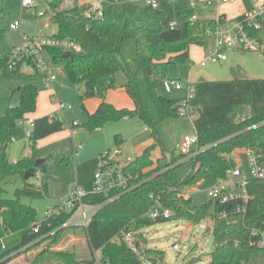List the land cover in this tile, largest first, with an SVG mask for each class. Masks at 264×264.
<instances>
[{
    "label": "trees",
    "instance_id": "1",
    "mask_svg": "<svg viewBox=\"0 0 264 264\" xmlns=\"http://www.w3.org/2000/svg\"><path fill=\"white\" fill-rule=\"evenodd\" d=\"M61 1L51 0L48 3L53 11L50 21L57 26L55 36L76 42L81 51L72 53L48 49L47 55L54 65L64 64L63 72L70 84L74 88L81 87L78 92L81 101L94 97L100 99L95 111L87 115L84 130L92 134L107 123L136 118L150 130L155 142L144 155L125 167L126 172L137 176L129 190L115 191L109 197L90 198L92 203L101 207L92 216L88 227L82 228L87 237L88 253L92 256L94 252H99L101 264H145L147 261L140 254L138 243L133 249L123 242L114 241L121 229L140 233L143 228L172 219L197 224L211 218L214 243L210 264H264V244L260 238L251 236V229L264 230V180L250 182L248 189L251 200L246 205L245 213L236 221L218 217L220 212L231 210L233 205H214L211 214V204L197 206L183 193L184 188L199 184L207 174H212L214 179L225 178L226 172L236 166L230 156L237 150L253 151L259 157V162L264 163V80H239L235 77L229 81L204 80L194 83V97L189 101V106L197 115L193 121L198 136V144L193 152L197 153L187 161H183V155L172 158L170 162L165 157L152 159L151 149L159 146L163 150V147L158 138L157 121L141 94L138 74L145 77L147 93L159 121L184 118L179 115L181 99L164 96L161 85L169 79L171 66L192 63L189 55L191 45L207 48V33L215 30L216 20L197 19L192 22L190 19L197 14V10L185 7L178 13L179 19L185 20V23L171 30L163 11L147 4L140 6L139 0H100L103 11L100 19L85 18V6L57 11ZM224 19L223 15L218 17L219 21ZM248 32L263 47L261 53H264V27L260 31L249 29ZM2 35L0 29V39ZM127 40L135 43V72L122 57V47ZM10 59L11 53L0 50V71L5 77L19 73L23 66L22 62H18L9 68ZM119 73L124 76L122 87L133 103L132 109L115 108L105 101L106 93L117 87ZM37 97L35 86L24 85L20 90L19 105L9 107L0 115V239L23 232L17 246L0 252V264L10 262L21 249L38 241L55 244L66 230L71 229L63 227L70 218V215L64 214L52 220L50 226L45 224L38 233H34L32 226L38 221L37 212L20 201L24 197L41 198L47 194V167L45 161L35 166L36 145L40 140L62 132L65 123L56 115L35 119L29 137V155L16 162L8 159L7 132L17 121L27 120V116L36 111ZM242 106L250 108V117L239 120ZM114 141L120 144L123 140L116 135ZM185 162L191 163V170L182 180L174 181L173 171ZM28 172L42 174L38 189L25 180ZM15 177L25 181L24 187L16 190L13 198H6L5 184ZM151 194L159 200L162 208L173 213L171 218L152 220L146 216L153 205L149 197ZM145 252L152 264H165L164 252L151 249ZM47 253L42 252L32 264H40L42 254ZM49 254L66 264L94 262V258H84L81 262L68 253Z\"/></svg>",
    "mask_w": 264,
    "mask_h": 264
},
{
    "label": "rangeland",
    "instance_id": "2",
    "mask_svg": "<svg viewBox=\"0 0 264 264\" xmlns=\"http://www.w3.org/2000/svg\"><path fill=\"white\" fill-rule=\"evenodd\" d=\"M48 1L37 0L35 8L23 9L21 0H0V29L3 31L0 39V50L2 52L10 53L21 45V31L31 37L36 36L40 31L45 34L53 33L56 30V26L49 22L50 13L46 5ZM138 4L140 6L145 5L143 1H138ZM179 4H181V1H162V10H164L163 12L168 20L174 18L176 7ZM216 5L213 4L200 9L197 12V16L214 19ZM64 9L61 5L56 8L57 11ZM39 12H45L46 16L39 17ZM15 21L23 22L21 30L14 31L9 28ZM47 22H49L50 27L48 30H44ZM190 55L192 61L190 65L170 67V80L179 79L182 85L187 80L196 83L200 78L206 81H229L235 77L237 78L239 73L245 75L247 79L264 80V53L227 50L225 51V61L213 62L212 58L216 55V46L215 40L209 38V44L206 49L191 48ZM122 57L131 70L135 72L136 51L133 40L124 42ZM48 62L51 63L49 60ZM201 62H205V65L201 66ZM56 66L53 74L59 79L57 83L66 90V94L60 96L58 92L50 93L49 91L53 89L52 85L49 88L44 87V90H38V109L31 115L35 116L42 110L53 111L52 113L49 112L50 114L47 116L57 115L65 123V129L40 140V143L36 145V158L37 160H44L47 167V194L41 198L24 197L20 200L21 203L36 210L38 221L43 220L44 213L47 210L57 203L68 199L73 189L80 188L85 193L93 192L92 182L95 173L101 165L100 158L103 152L120 150L122 154L117 156L116 159L125 160L126 157H129L134 161L144 155L155 143L151 137L150 130L136 118L107 123L96 132L87 133L84 130L87 115L98 107L100 99L94 97L81 101L78 93L81 87L74 88L72 86L73 89L68 87L65 84L66 76H64V73L61 74L59 72L63 70L64 64L60 63ZM23 70L26 71L27 68L23 66ZM2 78L8 79L9 77L0 76V111L3 110L4 106L7 107L15 102L21 89V86L15 85V80L2 81ZM138 82L141 94L153 118L157 121L158 138L163 147V150L159 146L151 149V158L165 157L170 162L172 158L181 155L178 146L183 142L184 137L195 134L193 121L197 115L192 114L186 118L159 121L149 99L143 74H138ZM123 83L124 76L119 73L117 75V87L106 93L105 101L112 104L115 108L132 109L133 103L123 89ZM5 87H12V92L8 96H6ZM163 94L169 99L178 100L186 96V89L172 91L171 93L163 92ZM11 95L12 97L10 98ZM59 102L65 103L68 108L60 110ZM246 115H248V107L242 106L239 110V116L243 117ZM28 120L34 121L31 118ZM73 122L78 126L73 127ZM31 128V124L28 121H17L7 132V153L10 162L18 161L23 154L30 153L27 131L31 130ZM116 135L122 137L123 141L120 144H116L114 141ZM230 157L236 162L237 167L241 171L248 174V159L243 150L235 151ZM190 170V162L178 165L173 171V180H182ZM41 177L42 174L40 177L35 176L27 181L38 189ZM214 180L212 174H207L199 184L183 190L184 196L191 198L197 206L211 204V214L214 211V203L208 196V190L214 184ZM24 182L20 177L8 180L5 184V197L13 198L14 192L24 187ZM212 226L213 221L211 218H206L197 224L187 220L175 219L156 223L140 231L137 241L139 244L138 249L143 260L147 261L145 264H152L145 252L147 249L164 252L165 264H210V254L214 243L211 233ZM206 227H208L207 230ZM70 228L61 235L57 243L51 245L49 241H38L39 244L37 242L21 249L18 252L19 255L6 264H32L35 258L45 251L48 253L42 254L40 264H66L61 260L54 259L49 254L54 252L73 254L81 262L84 258L89 259L96 256L100 258L99 252H94L92 256L88 253L87 237L82 228L78 226ZM22 235L23 232H17L1 238L0 252H2L1 246H4L5 250H11L17 246ZM175 244L179 247L177 252L173 250V245Z\"/></svg>",
    "mask_w": 264,
    "mask_h": 264
},
{
    "label": "built area",
    "instance_id": "3",
    "mask_svg": "<svg viewBox=\"0 0 264 264\" xmlns=\"http://www.w3.org/2000/svg\"><path fill=\"white\" fill-rule=\"evenodd\" d=\"M85 1V3H82ZM235 0H189L188 7L197 12L200 9H204L206 6L213 4H227L232 3ZM37 0H21V6L25 8H35ZM147 5L153 8H158V0H145ZM250 8L242 16L241 19L219 21L216 19V28L212 32H208L207 36L215 40L216 55L212 58L213 62L225 61V51H252L260 52L263 47L252 36L249 35L248 30L260 31L264 27V0H250ZM60 5L65 8H73L74 6H85L84 17L87 19H100L103 17V11L100 6V0H62ZM50 16L53 15V11L47 8ZM39 17H44L45 12H39ZM198 19L197 14L193 15L190 21L194 22ZM185 20L177 19L170 21L168 26L171 30H174L184 24ZM23 22L15 21L9 28L17 31L21 30ZM50 27L49 22L44 26V30H48ZM48 49H56L63 52L78 53L81 51V47L69 38H58L51 33L38 32L36 36H27L21 31V45L15 48L11 53L10 67L12 68L18 62H22L24 66L35 70L42 76L43 84L46 88H49L57 77L53 74V70L56 65L50 61L51 59L47 55ZM50 59V60H49ZM48 60L51 62L49 63ZM205 62H201V66H204ZM61 74L63 70L59 71ZM1 75V71H0ZM162 90L164 93H171L172 91H181L186 89V96L181 98V107L179 109V115L181 117H189L194 114L189 106V101L194 97L195 86L194 83L187 80L184 85L180 80L167 79L162 82ZM60 110L68 108L65 103L59 102ZM28 121L33 128V121L21 120L20 122ZM73 127L78 126L73 122ZM31 130L27 131L29 146L31 141L29 139ZM75 133V132H73ZM198 144V136L195 134L187 135L184 137L183 142L178 146L180 154L185 156L183 161L189 160L196 153ZM122 153L120 150L110 151L107 150L101 154V165L98 171L95 173L92 182V193H85L80 188H75L71 191L70 197L62 202L57 203L51 209L44 213L42 221H37L32 226V231L38 233L43 225L50 226V222L59 218L64 214L70 215L69 220L63 225V227H81L87 228L92 216L97 212L101 205L94 204L90 201V198L94 196L109 197L115 191H127L132 187L133 182L137 179V176H133L131 173L126 172V166L133 160L126 157L125 160L116 159ZM246 156L249 164V172L246 174L241 171L237 166L226 172L225 178H219L214 180V184L208 190V196L214 205L229 206L233 205L229 211H222L218 214L220 219H236L243 215L246 211V205L251 200V195L248 186L252 180H264V163L259 162V157L253 151H246ZM35 176L40 177V173L36 172ZM184 193V192H183ZM153 201V205L146 213V216L152 220L155 219H169L173 213L161 207L159 200L154 195L149 196ZM208 227H206V230ZM138 232L128 230L126 228L121 229L114 241L123 242L133 249L136 248L138 241ZM251 236L260 238L261 243L264 244V230L251 229ZM249 244H252L250 242ZM2 250H5L4 246H1ZM179 247L173 245V250L178 251ZM92 264H101L100 258L96 256Z\"/></svg>",
    "mask_w": 264,
    "mask_h": 264
},
{
    "label": "crops",
    "instance_id": "4",
    "mask_svg": "<svg viewBox=\"0 0 264 264\" xmlns=\"http://www.w3.org/2000/svg\"><path fill=\"white\" fill-rule=\"evenodd\" d=\"M51 1V0H49ZM49 1L46 3L47 5V8H48V3ZM139 1H143L145 3V0H139ZM163 0H159L158 1V8L161 10V11H164L162 10L163 9V6H161V3H162ZM177 1H181V4H179L176 8V14L174 15V18L173 19H167V22H170V21H173V20H177L179 19V10L182 9V8H185V7H188V3H189V0H174V1H171V2H177ZM82 3H85V1H82ZM146 4V3H145ZM250 0H235L234 2L232 3H227V4H219V5H216V10H215V18L214 19H209V18H201L199 15H198V19H203V20H216L219 16L223 15L224 18L226 20H235L236 18H238L239 16L243 15L247 10H249L250 8ZM165 8V7H164ZM181 19V18H180ZM49 22L52 24V22L49 20ZM54 25V24H53ZM182 25V24H181ZM56 26V25H55ZM57 33V26H56V30L51 33V34H56ZM194 47H198V48H202V47H199V46H195V45H191L190 48H189V55H190V50L191 48H194ZM203 49V48H202ZM12 53V52H10ZM49 57V56H48ZM50 58V57H49ZM51 59V58H50ZM49 59V60H50ZM190 59H191V55H190ZM51 61V60H50ZM201 64V63H200ZM24 66V65H23ZM23 66H21L20 68V71L19 73L15 74L14 76L12 77H9L8 79H5V78H2V81H7V80H15V85H18V86H24V85H27V84H31L33 86H35L37 88V90L41 91V90H44V84H43V80H42V76L40 74H38L35 70L31 69V68H27L26 71L23 70ZM1 77L3 76L2 74L0 75ZM65 76V75H64ZM23 78V79H21ZM202 78H200L198 81H200ZM59 81V79L57 78L56 81L54 82V84H52V90L49 91L50 93L52 92H58L60 94V96H64L66 94V90L61 86L59 85L57 82ZM197 81V82H198ZM65 84L72 88V85L70 84L69 80L67 79ZM20 87V88H21ZM6 90V96L9 95L10 92H12V87H5ZM73 89V88H72ZM21 90V89H20ZM39 94V92H38ZM12 97V95L10 96V98ZM20 103V93H19V96L17 97V99L15 100V102L13 104H9L7 107L4 106L3 110L0 111V115H3L9 107L13 108V107H16L18 106ZM37 103H38V97H37ZM63 103V102H62ZM248 107V106H247ZM6 108V110H5ZM244 108V107H243ZM36 109H38V104L36 106ZM95 111V110H94ZM93 111V112H94ZM4 112V113H3ZM38 112V111H37ZM41 111L39 112L37 115L35 116H32L31 114L27 116V118H31L33 120L35 119H38V118H41V117H45L47 116L48 114L52 113L53 111ZM58 114V113H56ZM57 116V115H56ZM250 117V108L248 107V115L246 116H243V117H240L239 116V120H244V119H247ZM40 143V142H38ZM37 143V145H38ZM245 154H246V151H244ZM29 155V152L26 153V154H23V156H28ZM22 156V157H23ZM16 162V161H15ZM235 162V161H234ZM236 164V162H235ZM237 166V164H236Z\"/></svg>",
    "mask_w": 264,
    "mask_h": 264
},
{
    "label": "water",
    "instance_id": "5",
    "mask_svg": "<svg viewBox=\"0 0 264 264\" xmlns=\"http://www.w3.org/2000/svg\"><path fill=\"white\" fill-rule=\"evenodd\" d=\"M237 78H238L239 80H245V79H247L246 76L243 75V74H241V73H239V75H238ZM201 81H204V80L201 79L200 82H201ZM43 162H44V160H37L36 163H35V166L38 167V166H39L41 163H43ZM34 176H35V174H34L33 172H28V173L25 174L24 178H25V180H28V179H30V178H32V177H34Z\"/></svg>",
    "mask_w": 264,
    "mask_h": 264
}]
</instances>
